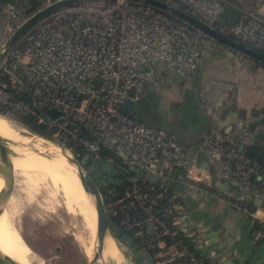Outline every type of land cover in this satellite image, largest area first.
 Segmentation results:
<instances>
[{"label":"built area","instance_id":"built-area-1","mask_svg":"<svg viewBox=\"0 0 264 264\" xmlns=\"http://www.w3.org/2000/svg\"><path fill=\"white\" fill-rule=\"evenodd\" d=\"M57 1L32 12L17 1L0 5V50ZM159 1L264 54V0H239L233 25L218 23L230 1ZM209 45L221 47L151 5L86 0L38 21L0 62L1 117L34 119L85 170L95 172L94 180L103 166L112 167L106 185L98 187L112 234L130 257L153 264H204L191 241L196 231L186 193L221 201L247 216L255 241L264 243V217L258 218L264 162L249 154L253 137L264 136V121L252 127L238 119L224 131L201 136L196 153L218 165L216 181L212 166L191 159L172 134L125 108L128 101L142 100L162 68L196 73Z\"/></svg>","mask_w":264,"mask_h":264},{"label":"rangeland","instance_id":"rangeland-1","mask_svg":"<svg viewBox=\"0 0 264 264\" xmlns=\"http://www.w3.org/2000/svg\"><path fill=\"white\" fill-rule=\"evenodd\" d=\"M225 1H230L231 4L239 5V0ZM206 57V59H208L206 70L209 68L206 74H219L221 77L228 76L229 79L233 78L236 82H243L246 93L252 91L254 95H259L260 92L264 90V70L261 68L255 71V73L249 71V68L244 66L246 60L242 55H229L226 51L222 50L217 52V57L216 55L212 57L206 55ZM250 85H253L256 89L251 90ZM223 86H225V84L218 83V79L217 81L214 79L212 83H205V78L201 73V69L197 70L196 73L192 75H178L165 67L158 71L153 83L150 84L145 99L137 103L136 110L132 114L137 116L145 110L152 112L155 109L160 118V122L164 124V126L173 129L176 134L179 135L177 126H183V128L184 125L187 128L192 127L194 125L192 123V119H194L192 114L194 109L200 107L198 116L206 115L212 110L214 98L219 95V93L228 97H225L226 102L223 104L224 109L230 106V108L233 107L240 110L245 106L243 95L240 96L238 92L234 93V91L231 90L233 89L232 84L228 87ZM261 95L260 99H264V94ZM230 108H228V110ZM15 116L5 118L22 130V137H27L25 138L26 145L28 144L30 147L34 148L36 144L40 143L41 149L38 150V152H44V154H48L49 157L58 158L60 156L70 158L67 152H64L55 144L49 143L43 137L28 130L21 123V120L18 119V116ZM154 120L158 122V118L157 120L154 118ZM178 140L180 141L181 138L179 137ZM260 140L261 138L253 137L256 148ZM188 155L191 159L195 157L192 152H189ZM211 164L214 168L215 180L218 181V165L214 162H211ZM69 165L72 169L78 171L74 165L71 163H69ZM89 170H92V168L89 167ZM112 172V167L103 166L96 175V184L100 188L105 186L107 183L106 179ZM106 174L108 176H106ZM16 190L14 197L16 202H18L17 206L21 216L17 224V229L21 239L25 241L38 257L42 258L47 264H89L94 259L97 249V219L95 220L96 226H94V229H86L87 226L82 217L77 216L74 220V217L64 209V200L62 198V207L55 213H51L46 210L43 205H28L29 203L25 195L19 191L18 187H16ZM41 198L42 196L39 200H43ZM22 199H24V201H22ZM88 200L90 208H93L94 212H96V205L89 193ZM79 229L81 233H84L87 237L94 235L95 252L92 258L87 257L85 248L78 243L76 236L81 234ZM119 248L124 258L119 264H136L134 261L135 257L127 255V249L124 246H119ZM100 261L101 260H99L97 264H101Z\"/></svg>","mask_w":264,"mask_h":264},{"label":"crops","instance_id":"crops-1","mask_svg":"<svg viewBox=\"0 0 264 264\" xmlns=\"http://www.w3.org/2000/svg\"><path fill=\"white\" fill-rule=\"evenodd\" d=\"M232 6L237 10L239 16V9L235 7V4H232ZM237 18L234 19V22L237 21ZM222 50L226 51L229 55H242L246 60L244 66L249 68V71L252 73H255V71L261 68L264 70V68L259 67L262 64L255 61L252 63L253 61H250L248 59L249 57L230 48L213 49L210 45L207 47L206 54L199 67L205 78V83H212L214 79L216 81L218 79V83L225 84L223 87H228L232 84L233 89L231 90L234 93L238 92L240 96L243 95L245 106L242 109L238 110L233 107L229 110L226 107L224 109L223 104L228 97L219 93L214 98L212 110L206 115L198 116L200 107L194 109L192 113L194 116L192 123L194 125L192 127L187 128L184 125L183 128V126H177L179 135L173 129L164 126L160 122V118L155 109L152 111V116H150L149 121L151 126L165 129L172 134L185 152H192L202 163H208L210 166H212L210 162L204 161L205 159L196 153L200 138L204 133L211 129L224 131L238 119H244L252 127L264 120V99H260L261 94H264V90L259 95H254L252 91L246 93L243 82H236L233 78L229 79L228 76L221 77L219 74H206L209 70V68L206 70V63L208 61L206 55L210 57L216 55L217 57V52ZM253 66H256L255 69ZM149 87L150 85L146 87L142 100L145 99ZM250 88L251 90L256 89L253 85H250ZM154 118L156 120L158 118V122ZM179 137L181 138L180 141L178 140ZM254 148H256L255 145ZM257 149L259 152L264 150L263 138L260 140ZM220 191L224 192L222 189ZM185 201L194 223V230L196 231L195 236L191 240L192 244L198 256L204 258L207 264H264V243H257L255 241V234L248 225L247 216L236 212L227 204L217 200L213 201L209 197H199L192 193H186ZM259 206L258 218H263L264 208L263 205ZM134 261L136 264H153L152 261L143 258H135Z\"/></svg>","mask_w":264,"mask_h":264},{"label":"bare ground","instance_id":"bare-ground-1","mask_svg":"<svg viewBox=\"0 0 264 264\" xmlns=\"http://www.w3.org/2000/svg\"><path fill=\"white\" fill-rule=\"evenodd\" d=\"M22 134L20 128L0 116V140L7 142V155L15 174L16 187L25 195L28 205H43L46 210L55 213L62 207L63 199L64 209L74 217V220L77 216L82 217L86 223V229H94L96 219L98 225V213L97 209L94 212L89 206L84 177L70 167L68 157L55 158L49 157L44 152H38L41 149L40 143L32 148L25 144L27 137H22ZM66 152L70 158L73 157L69 151ZM4 188L5 183L0 176V195ZM41 196L43 200H39ZM17 203L14 196L9 204H2L0 200V213H2L0 216V253L9 261L17 264H47L19 235L17 224L21 216ZM93 236L87 237L84 233L76 236L79 245L85 248L88 258H92L95 252ZM122 259H124L123 254L116 240L108 236L100 263L112 264L110 262L112 260L119 264Z\"/></svg>","mask_w":264,"mask_h":264},{"label":"water","instance_id":"water-1","mask_svg":"<svg viewBox=\"0 0 264 264\" xmlns=\"http://www.w3.org/2000/svg\"><path fill=\"white\" fill-rule=\"evenodd\" d=\"M86 0H60L57 1L50 6L46 7L45 9H42L38 13H36L26 24H24L6 43L4 47L0 50V62L7 56L9 51L12 49L14 44L18 41V39L27 31L29 30L33 25H35L38 21L42 20L43 18L51 15L52 13L65 8L67 6L73 5L78 2H82ZM130 1H136V2H142L147 5H151L153 7L159 8L165 12H168L184 21L192 25L193 27L197 28L204 34H206L209 38L213 39L214 41L218 42L219 44L230 48L240 54L245 55L246 57L251 58L253 61L264 65V54L259 52L258 50L243 44L235 39H232L230 37L224 36L223 34L219 33L218 31L208 27L201 21L197 20L196 18L192 17L191 15L187 14L186 12L182 11L181 9L172 7L171 5L164 3L159 0H130ZM256 66H253L255 69ZM137 107V104L133 101H128L125 105V108L130 112H135ZM42 137V136H41ZM44 138V137H43ZM42 138V139H43ZM264 139V136L262 137ZM49 143L55 144L57 147L62 149L64 152L67 151V149L58 143L54 142L53 140H49L44 138ZM7 142L0 140V176L2 177L5 188L1 192L0 200L1 203L9 204L12 197L14 196L16 192V179L15 174L12 170V167L10 166V162L8 160V153H7ZM251 154L254 155L255 151L251 150ZM258 158L264 162V150H261L258 154ZM69 162L74 165L78 172L84 177L85 179V187L87 192L89 193L90 197L94 201L98 213V230H97V249L96 253L94 255V259L89 264H97L99 260L103 258L104 253V244L105 240L108 236L112 237L114 236L111 231L110 227V221L105 209V205L103 202V199L100 194V190L98 185L96 184L94 180L95 172H89L85 170L80 163L75 159V157L69 158ZM205 167H209L208 163H204ZM220 189L224 190V187H220ZM259 205H262V203L259 201ZM2 213H0V216ZM79 232L81 233V230L79 229ZM112 264H117L116 262L110 260ZM0 264H17L15 262L9 261L6 259L3 254L0 253Z\"/></svg>","mask_w":264,"mask_h":264},{"label":"trees","instance_id":"trees-1","mask_svg":"<svg viewBox=\"0 0 264 264\" xmlns=\"http://www.w3.org/2000/svg\"><path fill=\"white\" fill-rule=\"evenodd\" d=\"M12 1H17V4L20 8H22L28 12H32V11H36L39 8H41L44 5V3L47 2L48 0H12ZM7 2H8V0L0 1V5H3ZM237 16H238V12L235 8H233L232 5H225L224 14H222L220 16L218 23L220 25H233L234 19H236ZM0 17H1V12H0ZM238 18H239V16H238ZM0 25H1V18H0ZM220 46H221L220 48H225L223 45H220ZM248 46H250V45H248ZM250 47H252V46H250ZM248 59H250V61H253L251 58H248ZM252 63H254V61ZM260 66L264 68V66L259 65V67ZM151 114H152V112H148L145 110L144 112H141L140 115H137V117L140 120L149 124L150 116H152ZM21 123L31 132H33L39 136H42L46 139L52 140V135L46 131L45 127L38 126L37 123L34 121V119H22ZM252 150L255 151V154L252 155L251 151H250V153H249L250 156L253 159L260 160L258 158L259 150L257 148H253ZM263 208H264V205H263ZM259 228H260L259 226H256L254 230L257 231V230H259ZM198 257H200V256H198ZM204 264H207V262L205 261Z\"/></svg>","mask_w":264,"mask_h":264}]
</instances>
